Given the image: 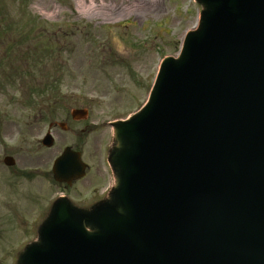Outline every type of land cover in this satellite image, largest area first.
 I'll list each match as a JSON object with an SVG mask.
<instances>
[{"label": "water", "instance_id": "water-1", "mask_svg": "<svg viewBox=\"0 0 264 264\" xmlns=\"http://www.w3.org/2000/svg\"><path fill=\"white\" fill-rule=\"evenodd\" d=\"M197 1L198 29L114 125L109 202H57L20 264H264V0ZM84 170L68 150L53 166Z\"/></svg>", "mask_w": 264, "mask_h": 264}, {"label": "rangeland", "instance_id": "rangeland-1", "mask_svg": "<svg viewBox=\"0 0 264 264\" xmlns=\"http://www.w3.org/2000/svg\"><path fill=\"white\" fill-rule=\"evenodd\" d=\"M202 9L194 0H0V264L21 263L58 192L50 176L42 177L50 170L46 158L25 160L39 165L36 179L18 175L19 128L28 129L22 123L34 121L38 131L68 106L86 107L83 121L97 123L85 146L89 174L104 182L94 141L110 130L99 125L144 104L161 60L177 56ZM4 155L15 165H3ZM89 176L87 188L83 181L69 190L73 202L90 196Z\"/></svg>", "mask_w": 264, "mask_h": 264}, {"label": "flooded vegetation", "instance_id": "flooded-vegetation-1", "mask_svg": "<svg viewBox=\"0 0 264 264\" xmlns=\"http://www.w3.org/2000/svg\"><path fill=\"white\" fill-rule=\"evenodd\" d=\"M83 107H79L78 109H81ZM72 109L68 106L67 109L65 108L63 111V116L60 119L57 118H49V121L47 124L43 125L40 130H36L34 121L32 122H26L22 123V125H27L28 129L27 132H24L19 128V135L20 139L18 141V151H19V159H21L24 163V166L21 171H19V176L24 181H32L34 178L36 179L37 172L31 171L38 170V166L36 167H29V165H25V160H28L29 163H34L41 161V159L46 158V161H50L53 163V161L63 152V150L67 147H69L71 150L77 152L79 154V157L83 163L86 165V171L85 175L81 178L74 179V180H63V181H55L53 178V173L51 170L43 172V176L48 175L50 176V179L53 183V186L57 189L58 192H56V197L64 196L68 198L71 203H73L75 206L79 208H93L99 203L107 200L108 198V192L110 188L113 185V174L111 167L109 165V153L111 152L112 146H113V133L111 131V121L102 122L99 126L102 127V129L106 128L109 129V136L104 137L102 140H98L96 137L94 142L98 143V150H94V153L97 154L100 152L99 155V164L100 168L104 169V172L108 175L105 177L104 182L102 180H99L97 177L91 176L92 174H89L91 170V166L88 163V156H87V150H86V140L88 139V135L97 133H93L94 131H97V123H91L89 125L83 120H78L76 117H78L77 114L71 113ZM83 121L82 127L78 128V124ZM99 134L102 133L101 130H98ZM49 134L51 137V146L45 147L42 145V139ZM77 136H80V139L77 141ZM52 148H54L52 150ZM43 149H48L47 152H45ZM44 151V152H43ZM92 152L93 155L94 154ZM43 161V160H42ZM39 164V163H38ZM33 165V164H32ZM28 168L27 170L25 168ZM104 167V168H103ZM90 180H87L89 183L88 190L89 195L82 198L78 202H73L71 199V196L69 194V190L77 185L79 182H83L84 179L88 176ZM87 188V183L84 181V184H82ZM85 190V189H84ZM78 192H82L81 189L78 190ZM53 200V199H52Z\"/></svg>", "mask_w": 264, "mask_h": 264}, {"label": "bare ground", "instance_id": "bare-ground-1", "mask_svg": "<svg viewBox=\"0 0 264 264\" xmlns=\"http://www.w3.org/2000/svg\"><path fill=\"white\" fill-rule=\"evenodd\" d=\"M114 133H115V135H116V131L114 130ZM117 138V137H116Z\"/></svg>", "mask_w": 264, "mask_h": 264}]
</instances>
